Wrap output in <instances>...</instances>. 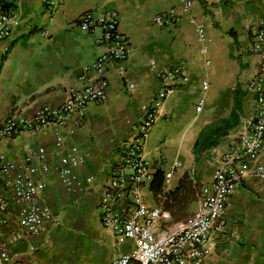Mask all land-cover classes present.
<instances>
[{
  "label": "crops",
  "instance_id": "1",
  "mask_svg": "<svg viewBox=\"0 0 264 264\" xmlns=\"http://www.w3.org/2000/svg\"><path fill=\"white\" fill-rule=\"evenodd\" d=\"M3 6L14 11L19 25L0 42V123L15 108L25 116L40 106L56 108L70 89L83 85L82 69L95 62L99 50L98 33H83L75 25L82 13L98 16L116 11L129 57L121 72L106 73L107 99L89 103L83 117L75 115L64 125L0 140V154L16 166L28 156L31 164L40 165L37 150H45L49 171L35 178L45 184L40 201L57 220L48 223L39 237H30L20 227L18 208L9 199L8 223L0 229V242L24 264H111L129 252L130 241L115 240L102 226L98 206L121 164V143L140 120L141 105L162 88L151 63L158 69L183 65L190 78L163 101L143 149L152 172L151 181L141 188L143 201L168 214L159 231L180 226L198 209L202 186L211 182L223 154L253 114L254 97L245 87L258 70L259 60L250 45L253 31L264 21V0H193L194 22L183 16L175 26L158 25L154 19L178 8V0H64L51 12L44 0H0V9ZM199 97L205 103L196 113ZM223 124L225 134L200 159L195 143L204 131ZM57 137L62 138L60 146ZM73 146L83 163L74 170L79 184L68 191L57 170L65 165L61 158ZM200 160L212 167L205 176L195 172ZM256 162L264 165V140ZM156 171L160 175L154 178ZM129 201L128 197L119 200L115 211L121 212ZM218 223L203 264H264L263 183L245 178L229 197Z\"/></svg>",
  "mask_w": 264,
  "mask_h": 264
},
{
  "label": "built area",
  "instance_id": "2",
  "mask_svg": "<svg viewBox=\"0 0 264 264\" xmlns=\"http://www.w3.org/2000/svg\"><path fill=\"white\" fill-rule=\"evenodd\" d=\"M193 0H178V8L155 17L158 25L175 26L183 16H189L193 23L191 7ZM64 0H44L48 12L56 10ZM118 13L114 10L98 16L87 11L75 21L83 33H98L95 44L99 50L96 60L82 69L79 88L68 91L65 101L56 108L40 106L31 116H25L13 109L0 123V140L12 138L19 133H37L47 126L64 125L72 116L83 117L89 103H103L107 99L109 82L106 73L122 71L129 57L126 37L118 30ZM19 19L13 10L0 9V42L11 37ZM197 32L202 36V28ZM250 52L258 57V70L246 84V92L254 97V110L237 141L223 154L220 165L214 170L211 182L202 186L198 209L180 226L172 230L159 231L158 226L168 219V214L158 208L147 206L141 188L152 179L150 164L143 154L149 131L157 120L163 101L179 88L189 83V73L183 65L155 71L162 88L148 103L141 105V117L133 132L121 143V164L114 171L99 200V217L102 226L110 231L115 240L130 241L129 252L117 256L111 264H203L210 252V238L223 219L229 197L247 177H255L264 184V165L256 162L263 148L264 140V21L253 31ZM203 89L206 85L203 84ZM205 103L199 97L195 106L200 113ZM62 138H56L60 146ZM40 165L31 164V156L21 166L5 160L0 154V229L7 225L9 199L17 206L20 227L30 237L37 238L46 230L48 223H57L50 208L40 201L45 189L43 180L35 178L46 174L48 165L44 162L45 150H37ZM65 163L57 170L58 178L68 191L79 184L74 170L83 163L76 146L62 156ZM170 174L165 176L168 183ZM129 203L116 212L114 205L123 198ZM33 251L34 248L30 247ZM0 264H24L5 243L0 242Z\"/></svg>",
  "mask_w": 264,
  "mask_h": 264
},
{
  "label": "trees",
  "instance_id": "3",
  "mask_svg": "<svg viewBox=\"0 0 264 264\" xmlns=\"http://www.w3.org/2000/svg\"><path fill=\"white\" fill-rule=\"evenodd\" d=\"M2 9H7V8L6 6H3ZM234 107L236 109L239 108V104L236 98L234 102ZM223 126L222 125L215 126L213 128H209L206 131H204L201 134L199 141H197L194 145L195 153L198 150H205L213 146L216 143L217 139L225 134L224 130H226L227 127L226 124H223ZM158 175H160V172L156 171L154 178H156V176Z\"/></svg>",
  "mask_w": 264,
  "mask_h": 264
},
{
  "label": "rangeland",
  "instance_id": "4",
  "mask_svg": "<svg viewBox=\"0 0 264 264\" xmlns=\"http://www.w3.org/2000/svg\"><path fill=\"white\" fill-rule=\"evenodd\" d=\"M197 155L200 159L205 158L207 156V153L204 150H198L197 151ZM202 160H200V163L197 164V168L195 170V172H198L199 175L204 174V176L208 173H210V171L212 170L211 165L207 164L206 162H201Z\"/></svg>",
  "mask_w": 264,
  "mask_h": 264
}]
</instances>
